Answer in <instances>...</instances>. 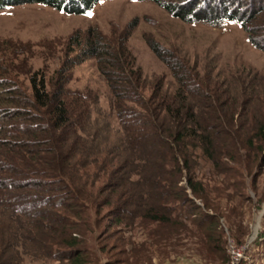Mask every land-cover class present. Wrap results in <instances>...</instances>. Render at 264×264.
<instances>
[{
    "label": "trees",
    "instance_id": "obj_1",
    "mask_svg": "<svg viewBox=\"0 0 264 264\" xmlns=\"http://www.w3.org/2000/svg\"><path fill=\"white\" fill-rule=\"evenodd\" d=\"M101 1L0 0V11L10 6L41 4L70 15H83ZM138 1L154 2L188 23L217 27L227 21L238 22L252 46L264 53V0H252L249 15L224 8L204 16L195 10L201 2L213 0ZM71 46L82 47V39L77 37ZM151 46L177 79V94L166 96L157 85L153 96L146 100L138 89L142 72L128 63L133 57L126 43L115 46L105 43L100 34L90 35L78 57L79 63L96 60L117 103L122 135L114 149L97 143L88 133L93 100L66 89L68 65L58 72L56 80L32 69L21 71L30 85L28 94L16 77L10 79L14 72L4 66L6 53L0 55V194L4 196L0 206L6 208V216L14 224L27 227L26 233L33 235L29 240L35 242L42 234L49 236L45 249L52 260L92 264L87 238L95 234L96 224L93 227L89 221L88 205L114 206L110 223L126 226L132 225L135 218L164 225L175 212L179 223L192 221L206 228L211 248L224 251L218 240V236L222 238L219 227L223 214L210 197L209 182L198 172V160L210 163L214 175L224 176L223 186H243L239 177L243 179L251 166L243 168L237 158L241 150L255 147L256 138L264 144V123L256 137L253 131H241L234 124V112L231 116L218 109L223 106L220 94L214 91L212 95L190 68L166 59L160 47ZM125 102L140 109H130ZM244 137H250L247 143ZM260 152L264 153V145ZM101 180L105 185L95 191ZM110 188L111 193L101 200ZM191 195L201 200L204 208ZM125 196L128 201H123ZM211 210L215 214H210ZM13 231L14 225L10 234ZM6 246L16 255L26 250L18 240Z\"/></svg>",
    "mask_w": 264,
    "mask_h": 264
},
{
    "label": "rangeland",
    "instance_id": "obj_2",
    "mask_svg": "<svg viewBox=\"0 0 264 264\" xmlns=\"http://www.w3.org/2000/svg\"><path fill=\"white\" fill-rule=\"evenodd\" d=\"M251 7L252 0H213L201 2L195 13L204 16L227 8L249 15ZM95 34L115 46L126 43L133 57L128 63L142 72L138 89L146 100L153 96L157 85L166 96L180 90L172 70L152 50L151 45H155L166 59L177 60L190 68L199 76L198 81L209 87L211 94L214 91L215 95L220 94L223 106L218 109L222 114H234V124L241 131H253L256 137L264 123V53L252 46L238 22L227 21L217 27L188 23L154 2L138 0H104L83 15H70L41 4L10 6L0 11V55L6 53L4 66L14 72L10 79L16 77L30 94L29 82L21 71L32 69L56 80L58 72L68 65L66 89L90 97V102L93 100L88 133L97 143L114 149L122 135L115 111L117 103L96 60L78 62L87 37ZM77 37L82 39L83 46L70 47ZM125 104L130 109H140L132 102ZM249 138L244 137L246 143ZM262 145L256 138L252 150H241L237 164L240 161L243 168L250 165L251 170L244 173L243 179L239 177L243 186L236 188L223 186L224 176L214 175L210 163L198 160L201 165L198 172L209 182L210 197L214 204H219L217 207L223 214L219 227L222 238L218 236L223 252L211 248L206 228L192 221L179 223L175 212L164 225L135 218L132 225L126 226L110 223L114 206L88 205L89 221L93 227L96 224L95 234H88L87 238L92 264H264ZM227 161L225 158L224 162ZM104 181L101 180L95 191L105 185ZM182 185H187V180ZM106 193L109 195L111 188L101 200ZM188 193L192 194L191 190ZM191 198L204 208L201 200L193 195ZM1 199H4L2 194ZM124 199L128 201L126 196ZM4 210L0 206V264H62L48 257L47 234L39 235L35 242L29 240L33 235L26 233L27 227L14 224ZM209 213L215 214L212 210ZM13 225L14 239L13 233L10 234ZM17 240L26 245V250L19 251V255L6 246L8 242L15 245Z\"/></svg>",
    "mask_w": 264,
    "mask_h": 264
}]
</instances>
